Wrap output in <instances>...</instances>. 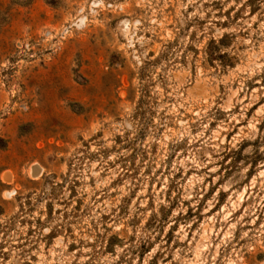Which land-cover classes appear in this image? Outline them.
Returning a JSON list of instances; mask_svg holds the SVG:
<instances>
[{"label":"rangeland","instance_id":"374dc122","mask_svg":"<svg viewBox=\"0 0 264 264\" xmlns=\"http://www.w3.org/2000/svg\"><path fill=\"white\" fill-rule=\"evenodd\" d=\"M0 264H264V0H0Z\"/></svg>","mask_w":264,"mask_h":264},{"label":"built area","instance_id":"2783aa9c","mask_svg":"<svg viewBox=\"0 0 264 264\" xmlns=\"http://www.w3.org/2000/svg\"><path fill=\"white\" fill-rule=\"evenodd\" d=\"M69 32V29H66V30H64L63 32H62V35H65V34H67Z\"/></svg>","mask_w":264,"mask_h":264}]
</instances>
